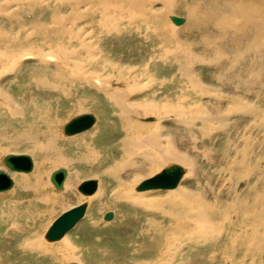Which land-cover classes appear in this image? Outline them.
Instances as JSON below:
<instances>
[{
  "label": "rangeland",
  "instance_id": "1",
  "mask_svg": "<svg viewBox=\"0 0 264 264\" xmlns=\"http://www.w3.org/2000/svg\"><path fill=\"white\" fill-rule=\"evenodd\" d=\"M1 1L2 0H0V2ZM46 1L48 0H44V2ZM82 1H83L82 6H85L87 4V1L86 0H82ZM28 3L29 0L28 1L14 0L10 3L11 5L9 7L10 17L7 18L8 16H4V14H0V29H4V28L5 29L13 28V30L15 29L14 31L15 34H13L15 36H7V43L8 45L11 46V47L9 46V48L11 49V54L16 53L15 54L16 56L12 55V61L17 60L19 56L25 54L26 52L39 51L38 50L39 48L42 49L45 48L43 45L44 44L43 39H34L26 44L17 46L15 42L17 40H21L20 39L21 36L17 35L16 33L18 30H20L22 26L29 27L31 26V23L34 22L36 19L37 21L41 20L38 21V23L39 22L53 23L54 17L52 12L55 6L54 2H51L50 4L51 10L50 8L47 7L45 8L43 5L42 7L40 6V4L43 3V0H37L35 1V3L32 2H30L29 4ZM252 3L254 6L257 5L260 8H264V0H252ZM33 7L34 9H36V11H39L38 13H36L35 17L34 16L31 17V15L35 13V12L32 13ZM21 8L22 9L24 8L25 10L22 11L23 12L22 14L17 15L18 10ZM60 9L61 12L63 13V16L66 17H69V15H67L68 11H72L70 6H64L63 8L61 7ZM155 9H159V6L156 5ZM96 19L97 17L95 18L88 17V19L77 21L74 23L73 22L70 23V20H68L66 21L65 25L68 29H71L73 32L84 33L83 34L84 37L82 36L81 38V44H82L81 51L85 52V53L82 52V55L84 57H86L85 54H88L90 51L95 50L94 47L92 48L91 46V42H92L91 40L98 38L99 40L96 39V43L101 45L104 54L108 56L107 53L110 52V55L112 54V56H110L109 58L115 59L117 57L116 59L118 61L116 59L110 61L109 58L106 60L109 62H113V61L117 62L116 64H114V66L117 65L124 66L123 74L126 75H132V74L134 75L135 73H138L135 75L138 77H142L144 79H146L147 75L148 76L154 75V78L156 77L155 81L156 80L158 81V78L160 79L166 75L174 79L173 82L176 85H179L177 81L178 79H180V76H182L181 70L186 64L187 65L189 64L187 67L194 68V73L200 75L199 77L205 78L209 76L211 77L212 75H220V74H222V77H226V76L229 77V75L237 71V68L243 67V65H238L237 64L238 62H242V63L246 62L244 61L245 59H242L240 55V52H244L243 51L245 50L244 47H243L244 49L242 48L238 49L237 52L233 48H225L226 50H228L226 51L228 56L225 59L223 57L218 58V53L211 46L206 48V53H205L203 47L197 48L194 47L195 45L193 44L190 52L192 56L196 55L193 56L194 58H192V56L186 58L184 57L185 54L183 53V51L178 50L177 52L173 53V57L170 58V61L167 64V66L168 65L169 66L167 68L164 67L161 62L150 63L148 61V55L146 56V53L157 43L156 35L143 32V34L141 35L134 34L131 37L123 38L120 41L119 40L116 41V39L108 40L100 37L101 35V32L99 30L100 28H98V26L96 27L95 25ZM7 21L9 24H6ZM21 22H24L23 25H21ZM4 25L6 26L4 27ZM196 26H199V24L196 22L193 23L184 32H182L176 39L170 38L168 34H166V36L165 34H163L162 37L163 36L165 37L162 38V40H165L171 43L172 45L176 42L182 43V41L189 39L193 36L195 37V34H198V31L195 30ZM15 27H17L18 29H16ZM92 35L94 38L91 37ZM57 40H58L57 38H54L53 44H51L52 50L55 49L56 45L58 46L59 44H63L66 46L68 45L66 40L63 41L62 40L57 41ZM195 40L197 41L196 42L197 45L199 39L195 38ZM247 40H248L247 38L235 39V41L233 42L238 41V42H244L246 44ZM12 41L14 42V44ZM108 41H110V43H108ZM261 42H262L261 40H257V44H260ZM74 43L75 42H69V44H71L72 46L67 48L73 50L77 48V46H79L77 43H75L76 45ZM223 44L226 43L224 42ZM175 54L177 55L175 56ZM256 54L257 56H260L259 52L247 53V55L251 57L249 59H246L249 61L251 60L252 63L253 61L255 62L253 63V66L251 65V67L257 68L256 72L258 73V76L260 78V80L258 78L254 79V84H253L254 88L252 89V93L250 94L253 102L257 101V100L255 101L256 98L259 100H263L264 102V64L262 65L263 67L260 66L261 65L260 59L252 57V56H256ZM197 55L198 56L201 55V56L198 58ZM58 56L60 59H66L62 55H61L62 57L60 55ZM99 57H100L99 55H95L94 59L101 60L102 57L101 59H99ZM203 57L206 63L207 61L213 62L216 60L218 63L222 61V63L220 62L222 65L219 69L217 68L215 69L213 67H206L205 64H202L200 61L203 60ZM83 59L85 61L84 64H80V70H82L89 76L98 78L102 82L103 81L106 82L111 77L117 76L115 74H118L117 70L112 71V67L107 65V63H106L107 66L105 67H101L100 65L99 67V66H93V64L89 59L88 60L85 58ZM222 59L224 60V62ZM68 61L69 64L65 68L63 66L62 68L60 65L56 67L53 65L51 67H48V71L47 69H45L46 71L44 70L39 75H37V72H35L27 77H22V76L15 77L16 74L15 72H12L13 67L12 64L9 63L10 61L4 63V69H3L4 71L2 70V75H4L5 77L3 76L1 81H3V84L5 83L6 85L9 83L11 84L12 82L13 95H9L6 98L1 96L0 101L2 100L3 102L6 103L7 106H11V107H14L15 106L14 104H18L19 105L18 109L20 112L16 107L15 108L16 113L13 115L9 111V108L1 104L0 102V106H1L0 108V171L6 172L8 167L5 164L4 158L10 153L27 155L28 157L31 158L33 165L28 172L11 171L10 169L7 170L9 171V173L6 172L7 174H9L8 176L11 178V185L8 189H4L0 191V195H1L0 196V264H64L66 263L64 261L65 256L59 255V253L61 254V250L67 247L65 245L68 240L74 242V244L78 247L79 251H77V254L81 256L80 257L81 261H79L78 259L77 261L80 264H84V263L85 264H139V263L141 264L146 262L148 263L150 261H151L150 263H155L157 261L159 262V260L162 258L165 259L162 262L167 261L165 262V264H232V263L264 264V253H260L251 257L243 256V258H241L239 255L230 256L229 254L223 252L226 249L228 250L227 248L228 243L226 244L227 235L225 232L229 230V225L232 222L236 224L237 217H245L247 215L250 216V214H253L251 215V217L256 221L257 224L259 217H262L263 219L262 222L264 221V213L262 214L260 208H255L256 210L254 209L248 212H245L243 209L239 208V204L240 205L244 204L243 201L241 200L243 198L242 196H240V194L244 193V190L247 188L246 181L244 179L245 176H243V173L239 174V178H238L239 183H238L235 180L234 176H232V178L234 177L232 182L230 180L231 176L228 175L229 173L225 171L226 172L225 174L224 171L223 172L221 171L222 174L224 173V180L217 185V188L210 191L208 187L210 186L212 187L213 184L207 182V177H209V175L211 174V171L213 170V166L208 167L206 166L205 163L206 159L208 158H210L211 160H213L214 158L219 159L220 157L222 158L225 155H229L233 153H235L236 154L235 156L237 157V159H239L241 157V154L242 153L244 154L243 147L244 144L247 142L250 147L253 144V153L256 154L258 149L256 141H258L259 138L258 134H260L256 128V124L258 122L257 118L254 117L253 119L251 118L245 119L240 115L234 118V116L230 114L232 116L231 117L232 122L229 125L230 128H228L227 126H222L220 124H217L216 121L212 122L215 125H213L212 123H208L209 125L207 124L206 133L213 134L216 130H218L217 132H219L221 136L216 141L215 148L206 154L208 157L205 155L195 156L194 153H192L191 158L192 160H194V166H195L194 172H190L189 167L185 164H182L177 161H170V163H178L185 168V173L182 176L183 184L181 186L185 184V186L188 187L190 190L192 191L199 190L208 197L212 196L214 198V196L217 197L218 195H221V198L224 200V201L222 200V202L224 203V208L222 210L226 212V219L228 218L227 221L226 220L222 221L221 218L212 216L211 219L213 220H211L210 222V227L211 228H213V226L221 227L220 228L221 231L212 240L208 242L199 241V243L186 242L185 237L187 238L188 232L193 230L192 221L187 217L184 216L181 217V213H182L181 209L174 207L173 204L171 203V200H167L168 190L156 188V189L143 191V192L152 191L151 192L152 195L148 196V198L152 200L154 199L155 202L153 201L152 204L153 203L154 205L159 204L157 208L155 207L150 208L144 204L135 205L133 203V200L131 199L132 198L131 195H129L128 197H123V199H121L122 203L120 202L121 204L119 203L118 205H116L110 202L111 198L114 195L115 189L118 188L119 190V189L127 188L129 191H131V193H137L136 187L145 178H148L149 176L140 179V182L138 181L137 178H134L135 184L134 183L130 184L131 187L127 183L118 184L113 179L118 175V168H117L118 166L116 163L117 159H115L118 157V153L116 152L117 151L116 141L118 138L117 135L120 131H122L125 122L122 121L117 122V119L113 117L114 114L113 111H117V109L111 107L113 105L112 101L109 100L107 103L106 98L103 96V94H101L99 90H96L92 86H87L85 84H77L75 88L76 89L75 92H77L78 96L87 99V101H85L83 99L75 100L74 98L68 97V95L66 94L65 95L61 94L60 96H56L57 94L56 95L46 94L45 91L38 89L39 84L47 83V85L55 84V85L63 86V89L65 88L66 90V84L64 83V81H61L64 80L63 76L61 75H63V73H65V71L67 70H71L74 68L77 69L76 63L73 60H68ZM257 61L258 64H256ZM118 62H121V64ZM32 63L33 62H31V59L30 61L26 60L24 67L32 66ZM249 65L250 63L246 64V66L243 67V70L248 69ZM11 68L12 70L10 71ZM55 68H60L62 70L61 74L54 75L55 72L53 73L52 71H54ZM106 68L108 71L106 70ZM128 69L130 70L131 73L129 72ZM53 78H57L58 80H54ZM15 81L18 83L16 84ZM62 82L64 83L65 86L63 85ZM175 84H172V86L170 85V89L173 94V99L175 102H178V104L180 105L182 104L185 107H188L191 116H193L194 113H197L199 111L198 105L200 104L203 105V102H204V106L206 107L208 106V108L210 109L212 108V110L218 108L219 98L221 97L222 99L223 97V96L214 97L213 95L195 96L191 94V92L184 90L180 91L178 89L179 87L175 88ZM256 87L259 88L257 89ZM258 90L262 91L259 96H257ZM75 98H77V96ZM231 103H232L231 101H229L228 103L223 102L221 106L222 108L231 107L232 109L234 105H231ZM252 104H255L254 107H256V105L259 106L262 103H252ZM210 105L215 106V108ZM190 107L191 109L194 108L193 113H192L193 109L190 110ZM195 107L197 111H195ZM172 113L175 114L174 112ZM79 114H91V115L93 114L96 121L87 130L77 133L75 135H71V137L69 138V136H67L63 132V126L73 116ZM146 120L147 123L155 121L152 117ZM142 122L143 121L141 120L140 123ZM226 123L227 122H225V125ZM167 125L170 126L172 129H174L172 124L169 123ZM28 128H33L35 130L38 139L37 137L36 139H20V138L17 139V137L20 136V133H25L28 130ZM211 128L214 131H212ZM229 129L233 133L232 134L230 132L231 134L230 136L226 135V132ZM148 130H150V127L148 128ZM95 131L98 132L97 134L98 137L95 136L91 139L90 137L92 136V134H94ZM234 135H236V137H234ZM245 136L246 138L249 137L248 141L247 139L244 138ZM3 137H7V140H3L2 139ZM72 138L73 140L67 142L68 141L67 139H72ZM139 138L133 137L134 142L141 143L142 142L141 137L139 136ZM226 138L229 139V145L226 141ZM232 140L234 142H232ZM48 141H51L54 145L52 151L50 150V143ZM13 145L15 147H13ZM94 146H96L97 150H99V147L101 148L103 147V151L104 150L105 151L102 154L105 158L101 157V153L99 151H98L99 153H97L92 149V147ZM184 146L187 147L188 145L185 144ZM141 147L142 146H140V148H136L134 151V154L137 159L136 164L138 165H140V162H143L144 160L142 159L143 157H140L139 154L137 155V153L138 152L141 153L142 150L148 149V147H144V146H143L144 148ZM208 147H211V145H208ZM92 153H94L95 157L94 155H92ZM113 154L115 156L114 157L115 163L111 159ZM61 155L62 157H60ZM57 156L60 158H57ZM123 157L124 160L129 159L128 161H125L126 166L128 167L130 162H132L131 161L132 156L125 153L123 154ZM94 158L95 160H97V162L94 161ZM56 159L64 160L65 164L59 165L55 163ZM199 159H200V163H202L203 165L199 163ZM202 160H204V162ZM244 163L245 161L243 163L240 162L238 163V165L236 166V168H238L237 171L243 166ZM166 165L168 164L165 163L163 165L154 166L152 168L153 171L149 173V175L152 176L156 174L158 171H160L161 168H163ZM252 165H254L253 167H255L256 165L255 162H253ZM199 166L202 167L203 169L200 170ZM107 167L111 169L108 170ZM59 168H64L68 172L64 180L65 186L63 185L64 186L63 189L58 190L50 183L49 176L53 171ZM204 168L206 169L205 171ZM107 172L108 173L112 172V175L108 174ZM68 176L74 177V180H72L69 184H67L69 178ZM226 177L229 178L227 179ZM255 177L256 175L253 176L250 181H248L249 184L250 182L253 183L250 185H254V183L256 182ZM90 178H95L98 181L99 190L96 191H99V193L102 191L103 198L101 202H104L106 206H109V208L105 209L106 211H104L102 214H101L102 210L100 211V206L97 202V198H95L98 192L95 191V193L92 194L91 198L89 197L88 199H86L85 196H83L81 192L76 189L77 187L75 188L76 184H78L82 180L90 179ZM197 179L199 181V184L197 182ZM119 185L121 186L119 187ZM62 194L64 197L63 200L71 199L73 200L72 203L66 205L65 207H61L59 205L60 202L56 201V199L58 198V196ZM226 199L228 200L226 201ZM234 200H236L237 203ZM83 201L88 203L86 212L84 216L80 219V221L77 222V224L68 232V234L66 235L68 237L65 236L64 238L57 240V242L46 241V239L44 238V232L46 231L48 226L56 218H58L60 214H62L63 212L69 210L70 208L76 205H79ZM90 209L92 211H90ZM105 212H110L112 214V218L103 219V215ZM88 215L90 218H88ZM229 220L231 221V223H227L230 222ZM96 223L100 226H98ZM103 223H110V224L104 225ZM35 240L36 242H38V244L40 243L39 245L37 244L35 246H40V247L32 248L27 245L28 242L29 243L34 242ZM165 240L169 243H164ZM244 241L245 243L254 242L251 235L248 238H246ZM47 249L53 250L52 256L48 255L45 252ZM53 256H58V257L53 258ZM72 259H73L72 256H70L69 261H72ZM62 261H64V263H62Z\"/></svg>",
  "mask_w": 264,
  "mask_h": 264
},
{
  "label": "bare ground",
  "instance_id": "2",
  "mask_svg": "<svg viewBox=\"0 0 264 264\" xmlns=\"http://www.w3.org/2000/svg\"><path fill=\"white\" fill-rule=\"evenodd\" d=\"M12 1L14 0H2L0 2V14H4V16H8L7 18L10 17L9 7ZM35 1L37 0H29V3L30 2L35 3ZM49 1L54 2L55 6L56 5L58 6V7L54 6V10L52 12L53 17H54L53 23H50V22H46V23L39 22L38 23V21H41V20L37 21V19L35 18L36 20L31 23V26L29 27L22 26L20 30L17 31L16 34L21 36L20 38L21 40H17L15 42L17 46H20L34 39H43L44 41L43 45L45 48L43 49L39 48L38 49L39 51L26 52L25 54L21 56L18 55L19 58L17 57L18 58L17 60L12 61V55H15L16 53L11 54V49L9 48L10 45H8L7 43V36H15L13 35L15 34L14 32L15 29L14 30L13 28L0 29V97L2 96L6 98L9 95H13L12 94L13 92L12 82L11 84L9 83L6 85L5 83L3 84V81H1L4 76L2 75V70L4 69L5 62L10 61L9 63H11L13 67L12 72H15L16 74L15 77H19V76L27 77L35 72H37V75H39L45 69H47L48 71V67H51L53 65L55 67L60 65L61 67L63 66L65 68L69 64L68 60H73L76 63L77 69L73 67L74 69L67 70L65 71V73H63V75H61L64 78V80H61V81H64V83L66 84V90L65 88L63 89V86H59L55 84L47 85V83L39 84L38 89H41L45 91L46 94H50V95L57 94L56 96H60L61 94L63 95L66 94L68 95V97L74 98L75 100L83 99L87 101V99H84L78 96L77 92H75L76 90L75 88L77 84H85L87 86H92L96 90H99L101 94H103V96L106 98L107 103L109 100L112 101L113 105L111 107L117 109V111H113L114 113L113 117L117 119V122L118 121L125 122V125L122 131H120L117 135L118 138L116 141L117 142L116 152L118 153V157L115 159H117L116 163L118 166L117 167L118 175L117 177H114L113 179L118 184H124V183H127L129 185L133 183L135 184L134 178H137L138 181L140 182V179L142 178H145L148 176H149L148 178H151L153 176L161 174L162 169H165L171 165H178L181 168L182 172L179 175L176 183L172 187L161 188V189L168 190L167 200H171V203L173 204L174 207L181 209L182 211V213L180 212L181 217L183 216L187 217L188 219L192 221L193 230L188 232L187 238L185 237L186 239L185 241L186 242H198V243L199 241L208 242L212 240L221 231L220 226L214 227L212 225L213 228L210 227V222L211 220H213L211 219L212 216L221 218L222 221L228 220V218L226 219V212L222 210L224 208V203L222 202L223 199L221 198V195H218L217 193L216 194L218 196L217 197L214 196L213 198L212 196L208 197L207 195H205L199 190L192 191L188 187H186L185 184L181 186L183 184L182 176L185 173V168L178 163H170V161H177L182 164H185L189 167L190 172H194L195 166H194V160H192L191 158L192 153H194L195 156L196 155L207 156L206 154L215 148V145H216L215 143L221 136L219 132H217L218 130L216 129H215L216 131L213 134L206 133V127L208 123H212L216 121L217 124H220L222 126H227L228 128H230L229 125L232 122L231 121L232 116H234L235 118L236 116L240 115L241 117H244L245 119H250V118L253 119L254 117H256L258 120L256 124V128L260 133L258 134L259 135L258 141H256L257 142L256 144L258 147L256 154L253 153V144L250 147L247 142L244 144V147H243L244 154L242 153L241 157L239 156L240 157L239 159H237V157L235 156L236 154L233 153V154L225 155L222 158L220 157L219 159L214 158L213 160H211L210 158H208L206 159L205 163H206V166L208 167L213 166V170L211 171V174L209 175V177H207V182L213 184V186L211 187L207 183L210 186L208 187L210 191L217 188V185L220 184L224 180V173L222 174L221 171L228 172L229 173L228 175L231 176L230 180L232 182H233L234 177H235V180L238 182L239 174L243 173V176H245L244 179L246 181L247 188L244 190V193L240 194V196H242L243 198L241 200L243 201L244 204L243 205L239 204V208L243 209L245 212L254 210L255 208H260V210L262 211V214L264 213V102L263 100H259L257 98L255 99V101L256 100L257 101L253 102L251 99L250 93H252V89L254 88L253 87L254 79L258 78L260 80V78L258 76V73L256 72L257 68L251 67V65L253 66V63L255 62L253 61L252 63L251 60L250 61L246 60L251 57V56H248L247 53L259 52L260 56H257L256 54V56H252V57L260 59V64H261L260 66L264 64V8H260L257 5L254 6L252 3V0H86L87 4L85 6H82L83 4L82 0H48L46 2H44L43 0V3H41L40 6L42 7L43 5L45 8L47 7V8H50L51 10V7H50L51 2ZM156 5L159 6V9H155ZM64 6H70L72 9V11H68L67 15H69V17L63 16V13L61 12L60 8L61 7L63 8ZM235 8L237 9V12ZM24 10H25L24 8L19 9L17 12V15L22 14L23 13L22 11ZM38 12L39 11H36V9H34L33 7L32 13L34 14H32L31 17L33 16L35 17L36 13ZM173 16L181 18L182 21L178 24L173 23L171 21V17ZM88 17H94V18L97 17L96 24L95 23L94 24L96 25V27L98 26V28H100L99 29L101 32L100 37L108 39V40L116 39V41L117 40L120 41L121 39L129 38L134 34L141 35L143 34V32L156 35V40H157L156 45L152 47L146 53V56L148 55V61L150 63L161 62L164 67L168 68L169 65L167 66V64L169 63L170 58L173 57V53L177 52L178 50H182L183 53L185 54L184 57L186 58L191 57L192 55L190 51L194 44L195 45L194 47H197V48L203 47L205 53H206V48L211 46L218 53V58L223 57L225 59L228 56L226 53V51L228 50H226L225 48H233L235 49L236 52L240 48L242 49L245 48V50H243L244 52H240V55H241V58L245 59L244 61L246 62H243V63L238 62L237 64L243 65V67H245L246 64H249V63L250 65L248 69H244V70H243V67L237 68V71L229 75V77L227 76L222 77V74H220V75H212L211 77L209 76V77L204 78V77H199L200 75L195 74L194 68L187 67L189 64L188 65L184 64L186 67L184 66L183 69L181 70L182 73L181 72L180 73L182 76H180V79H178L177 81L179 85H176L173 82L174 79L166 75L160 79L158 78V81L157 80L155 81L156 77L154 78V75H151V74H150L151 76L147 75L146 79L136 76L135 74H138V73H135V71H134L135 73L134 75L133 74L126 75V74H123L124 66L122 65L114 66V64H116L117 62L115 61L109 62L106 60L110 56H112V54L110 55V52L108 53L105 52L108 54V56L104 54V51L101 48V45L96 43V39L99 40L98 38L91 40L92 41L91 46L92 48L94 47L95 50H92L89 53L86 51L88 53V54H85L86 57L82 55V52L85 53L84 51H81L82 50L81 49V46H82L81 38L84 33L83 32H73L71 29H68L66 27L65 23L68 20H70V23L82 21V20L88 19ZM195 22L199 24V26L195 27V30L198 31V34H195V37L193 36L189 39H186L182 41V43L176 42L173 45L165 40H162V38H164L166 34H168L170 38L176 39L182 32H184L188 27H190ZM23 23L24 22H21V25H23ZM6 24H9L8 21ZM5 26L6 25H4V27ZM17 27L15 28L18 29ZM163 34H165V36L162 37ZM91 37H93V35ZM54 38H57L59 41L66 40L68 45L66 46L63 44H59L58 46L56 45V48L52 50L51 44H53ZM195 38L199 39L197 45H196L197 41L195 40ZM246 38L248 39L246 44L244 42H238V41L233 42L235 41V39H246ZM257 40H261L262 42L260 44H257ZM69 42H75L79 46H77V48L72 50L70 48H67V47L72 46L71 44H69ZM224 42L226 44H223ZM108 43H110V41H108ZM58 55L60 56L62 55L66 59H60ZM95 55H99L100 56L99 59H101V57L102 59L101 60L94 59ZM176 55L177 54H175V56ZM193 56H196V55H193ZM193 56L192 58H194ZM200 56L201 55L199 56L197 55L198 58ZM83 58L87 60L89 59L91 63L93 64V66L100 65L101 67H105L109 65L112 67V71L117 70L118 74H115L114 73L115 71H114L113 73L117 76L115 77L113 76L108 81L102 82L98 78L89 76L88 74L80 70V64H84V61H85ZM30 59H31V62H33L32 66L24 67L25 61L26 60L30 61ZM109 59L110 61L115 60L113 58H109ZM200 61L202 64H205L206 67H213L215 69L216 68L219 69L222 65L221 64L222 61H220L221 63L220 62L218 63L216 60L213 62L207 61L206 63L204 60V57H203V60H200ZM121 62H118V63L121 64ZM256 64H258V61L256 62ZM11 70L12 68L10 69V71ZM52 72L53 73L55 72L54 75L56 74L58 75V74H61L62 70L60 68H55L54 71ZM57 78H53V79L58 80ZM15 83L17 84L18 82L15 81ZM172 84H175V88L179 87L178 89L180 91H183V90L188 91V92H191V94L195 96L196 95L198 96L199 95H213L214 97H217V96H223V97L222 99L221 97L219 98L218 108L212 110V108L210 109L208 108V106L207 107L204 106V102H203V105L201 104L198 105L199 111L197 113H194L193 116H191V113L188 107H185L182 104L180 105L178 104V102L174 101L173 94L170 89V85L172 86ZM256 88L258 89L259 87H256ZM261 92H262L261 90H258L257 96H259ZM239 93H242V94H239ZM76 96L77 98H75ZM229 101L232 102L231 105H234V107L232 109L231 107L222 108L221 104L223 102L228 103ZM0 102L1 104L7 106L6 103L3 102L2 100ZM252 103H262V104L259 106L256 105V107H254L255 104H252ZM14 105H15L14 107L7 106V108H9V111L13 115L16 113L15 108L17 107L18 109V106H19L18 104H14ZM210 106H213V105H210ZM213 107L215 108V106ZM192 109L190 107V110H192V113H193L194 108ZM195 111H197L196 107H195ZM172 112H174L175 114H173ZM79 115H82V114H79ZM76 116H73V117H76ZM92 117H93V122L88 128H90L96 121L93 114H92ZM150 117H152L155 121L147 123L146 119ZM141 120L143 121L142 123H140ZM225 122H227L226 125H225ZM169 123L173 125L174 129H172L170 126L167 125ZM153 126H154V129H153ZM149 127H150V130H148ZM88 128H85L81 130L80 132H83L87 130ZM80 132L69 134L67 136H69L70 138L71 135H75ZM230 132L231 131L229 129L226 132V135L230 136L231 135ZM97 134L98 132L95 131L94 134H92L90 138L92 139L95 136L98 137ZM139 136L141 137L142 142L141 143L134 142L133 137L139 138ZM36 137H37V134L35 130L33 128H28V130L25 133H20V136L17 137V139L19 138L20 139H36ZM234 137H236V135H234ZM244 138L247 139V141L249 140V137L246 138L245 136ZM2 139L7 140V137H3ZM67 140H68L67 142H70L71 140H73V138L67 139ZM233 140L232 142H234ZM226 141L229 145L228 138H226ZM48 142L50 143V150L52 151V148L54 147V145L51 141H48ZM185 144H187L188 146L185 147L184 146ZM207 144L211 145V147H208ZM140 146H142L141 148L148 147V149L142 150L141 153L140 152L137 153V155L139 154V156L143 157L142 159L144 160V161L142 160L143 162H140V165H138L136 164L137 159L134 154V151L136 148H140ZM233 146H234V143H233ZM13 147L15 146L13 145ZM92 149L97 153L100 152L101 157L105 158L102 154L105 151V150L103 151V147L102 148L99 147V150H97L96 146H94L92 147ZM193 149H194V152H193ZM235 151H238V150H235ZM125 153L132 156L131 157L132 162H130L128 167L126 166L125 161H128L129 159L127 160L123 159L124 158L123 154ZM11 154H16V153H10L8 155H11ZM92 155H94V153H92ZM60 157H62V155ZM60 157L57 156V158H60ZM114 157L115 156L113 154L111 159L115 163ZM200 159H199V163H200ZM94 161L97 162L95 158H94ZM202 161L204 162V160ZM244 161L245 163L243 164V166L237 171L238 168H236V166L238 165V163L239 162L243 163ZM253 162H255L256 164L255 167H253L254 165H252ZM55 163L60 165V164H65V161L62 159H56ZM165 163H167L168 165L161 168L160 171H158L156 174L152 176L149 175V173L153 171L152 168L154 166L163 165ZM200 164L203 165L202 163ZM59 169L64 170V176H63V179L61 181L59 188L55 187L51 181L50 176L52 173L49 176L50 183L58 190L63 189V187L65 186L64 180L68 172L64 168H59ZM110 169L108 168V170ZM201 169L203 168L200 167V170ZM7 170H9V168H7ZM7 170L6 172L9 173V171ZM205 170L206 169L204 168V171ZM11 171H14V170H11ZM108 174L112 175V172ZM255 175H256L255 177L256 182L254 183V185H250L253 183L250 182L249 184L248 181H250L252 177ZM232 176L234 177L232 178ZM68 177L69 178H68L67 184H69L72 180H74V177L72 176H68ZM148 178H145V179H148ZM91 179L96 181V185H95V189L91 193L87 195L81 193L83 196H85L86 199H88L89 197L91 198L92 194L95 193L96 190H99L98 188L99 183L95 178L85 179L82 181H87ZM197 182L199 184L198 179H197ZM79 183L76 184L75 188L78 187ZM120 186L121 185H119V187ZM76 189L78 190V188ZM151 189H156V188L137 189L136 187L137 193H131V191H129L127 188L119 189V190L117 188L115 189L114 195L111 198L110 202L118 205L120 202L122 203L121 199H123V197H128L129 195H131L132 196L131 199L133 200V203L135 205L144 204L150 208H153V207L157 208L159 204L158 205H154V203L152 204L154 199L152 200L148 198V196L152 195L151 193L152 191L143 192V191H147ZM96 192L98 193L97 195L95 194L96 196L95 195L94 196L95 198H97V202L100 206V211L102 210L101 211V214H102L104 211H106L105 209L109 208V206H106L104 202H101L103 198L102 191L100 193L99 191H96ZM138 192H141V193H138ZM63 199H64L63 194L58 196V198L56 199V201L60 202L59 205L61 207H65L66 205L71 204L73 201L71 199L69 200H63ZM227 200L228 199H226V201ZM234 201L236 202V200ZM164 202H167V201H164ZM83 203L85 204V206H84V211L82 215L79 218H77L76 221H74L70 227H68L65 231H63L62 234L58 236L57 239L49 240L45 237L46 236L45 233H48L49 229L52 227V225L55 222L57 221L63 222L64 218H66L65 215L69 214L72 210H74L75 212L76 208L80 207L81 204ZM156 203H157V200H156ZM87 207H88V203L83 201L79 205H76L70 209L68 208L69 210L66 209L67 211L60 214V216H58V218H56L44 232V238L46 239V241H49V242L56 241L57 242V240L64 238L68 234V232L77 224V222H79L80 219L84 216ZM90 211L92 210L90 209ZM251 215L253 214H250V216L247 215L245 217H237L236 224H234L233 222L231 223L230 220H229L230 222H227L231 224L229 225V230L225 232L227 235L226 244L228 243L227 245L228 250L227 249L224 251L222 250L224 253H227L230 256L239 255L241 258H243V256L251 257V256H254L260 253H264V221L262 222L263 220L262 217H259V220L256 224V221L251 217ZM88 218H90L89 215H88ZM103 224L107 225L110 223H103ZM250 235L252 236L254 242L245 243L244 240L248 238ZM166 240L164 243H169ZM37 244L38 242H36V240L34 242L27 243V245L32 248L40 247V246H35ZM65 246L67 247L61 250V254L59 253V255L65 256L64 261L66 263H64V261H62V263L69 264L71 262H76L77 264H80L77 261V259L81 261V258H80L81 256L77 254V251H79V249L74 244V242H72L71 240H68ZM49 249H47L45 252L48 255L52 256L53 250H49ZM70 256H72L73 258L72 261H69ZM57 257L58 256H53V258H57ZM160 260L159 262L157 261L155 263H150L151 262L150 261L148 263L146 262V263H141V264H165V262H167V261L162 262L163 260H165L164 258Z\"/></svg>",
  "mask_w": 264,
  "mask_h": 264
},
{
  "label": "water",
  "instance_id": "3",
  "mask_svg": "<svg viewBox=\"0 0 264 264\" xmlns=\"http://www.w3.org/2000/svg\"><path fill=\"white\" fill-rule=\"evenodd\" d=\"M171 21L173 23H180L182 20L179 17L173 16L171 17ZM93 122V117L90 114H82L76 117L71 118L68 122H66L63 126V132L66 135L73 134L76 132H80L81 130L88 128ZM5 164L8 166L10 170L28 172L31 168V160L30 157L24 154H11L7 155L4 158ZM161 174L153 176L151 178L143 180L138 186L137 189L144 188H169L172 187L182 170L178 165H171L165 169L161 170ZM64 176V170L58 169L52 172L50 178L55 187L59 188L61 181ZM11 185V179L8 177L7 173L0 171V191L4 189H8ZM96 181L93 179L82 181L78 185V190L82 194H89L95 189ZM85 204H81L80 207L76 208L75 212L72 210L69 214L65 215L63 222L57 221L52 227L49 229L46 234V238L49 240L57 239L58 236L62 234L71 224L79 218L84 211ZM64 216V217H65ZM112 214L110 212H105L103 215V219H110ZM69 264H77L76 262H71Z\"/></svg>",
  "mask_w": 264,
  "mask_h": 264
},
{
  "label": "crops",
  "instance_id": "4",
  "mask_svg": "<svg viewBox=\"0 0 264 264\" xmlns=\"http://www.w3.org/2000/svg\"><path fill=\"white\" fill-rule=\"evenodd\" d=\"M30 160H31V158H30ZM31 165H32V160H31Z\"/></svg>",
  "mask_w": 264,
  "mask_h": 264
}]
</instances>
